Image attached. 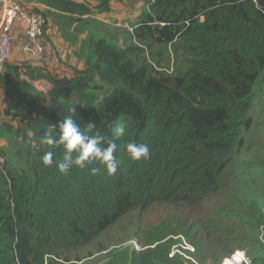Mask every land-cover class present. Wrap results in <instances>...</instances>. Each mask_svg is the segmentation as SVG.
I'll return each mask as SVG.
<instances>
[{
	"label": "trees",
	"instance_id": "1",
	"mask_svg": "<svg viewBox=\"0 0 264 264\" xmlns=\"http://www.w3.org/2000/svg\"><path fill=\"white\" fill-rule=\"evenodd\" d=\"M39 1L63 33L76 22L78 32L89 30L86 67L67 75L28 61L5 63L0 73L7 103L0 112V139L7 141L0 144V264L71 260L132 211L201 205L232 192L244 169L264 168L255 157L264 142L254 145L264 135V0H145L122 42L91 19L95 8L111 9L108 0ZM38 80L51 87L32 83ZM66 115L82 130L95 123L91 134L109 138L117 122L127 126L116 141L121 164L114 176L98 163L57 171L63 148L40 138ZM129 142L147 143L150 158L132 162ZM46 151L54 153L50 167L41 161ZM91 167L101 172L93 176ZM244 201L249 219L242 222L264 228V205ZM232 208L218 206L199 229L221 230ZM253 244L251 263L264 264V240ZM132 264L179 263L155 246Z\"/></svg>",
	"mask_w": 264,
	"mask_h": 264
},
{
	"label": "rangeland",
	"instance_id": "2",
	"mask_svg": "<svg viewBox=\"0 0 264 264\" xmlns=\"http://www.w3.org/2000/svg\"><path fill=\"white\" fill-rule=\"evenodd\" d=\"M96 1L98 4L99 0ZM108 1L109 4L112 3V0ZM139 2L140 0L126 1V6L129 9L127 17L118 15V11L121 9L118 8L117 3H114L113 7L117 8L115 12L105 13L103 16L96 11L91 19L96 20L94 24H105L103 26L108 28L111 34L122 39V33L132 29L130 23H133L136 14L143 10ZM110 8H112V4ZM54 23L59 25L63 32V27L57 22ZM70 28L66 26L64 30L67 31ZM113 28L115 30L111 31ZM101 34L110 38L109 33ZM43 44L45 45L44 39ZM6 63H15L12 55ZM57 68L61 69L60 66ZM42 87L49 89L51 85L45 82ZM263 136L262 131L257 134L258 141H254V145L259 141L264 142ZM255 157L258 158V164L263 165L264 148L256 149ZM257 169H244L241 172L243 177L232 190L238 196H235L230 190L224 189L220 195L216 194L207 202L197 206L183 203L178 205L157 204L146 210L132 211L113 224L87 248L77 254L75 252L69 254L71 260L62 258L59 260V264H132V259L139 253L148 251L155 246H162L169 258L176 259L179 264H219L218 261L223 253L232 251V255L238 250L244 251L247 261L252 264L249 252H253L254 242L259 243L264 240L262 239L264 230L261 227L259 230L254 229L253 231L248 226L249 224L242 222L243 218L249 219L243 217L246 205L242 204L245 203L244 198H246L247 200L259 199L264 205V168ZM218 206L233 207L230 217H227V222L225 217V222H222L219 231L210 229L209 233V231L200 230V223L204 224L208 220L207 225L211 224L209 220L214 219L213 214ZM192 224L194 225L192 226ZM207 234L212 237L211 240L207 239ZM239 255L234 262L238 261ZM234 262L228 260L226 264H234Z\"/></svg>",
	"mask_w": 264,
	"mask_h": 264
},
{
	"label": "clouds",
	"instance_id": "3",
	"mask_svg": "<svg viewBox=\"0 0 264 264\" xmlns=\"http://www.w3.org/2000/svg\"><path fill=\"white\" fill-rule=\"evenodd\" d=\"M133 29L134 26L132 25L130 31H133ZM42 65H45V63ZM70 111L75 112V109L73 108ZM95 128V123L89 121L82 130L72 115H66L56 125H51L44 132L40 138L42 145L58 146L64 150L62 159L56 165L57 171L60 174L67 175L74 166L82 170L88 169L89 165H93L94 163L101 165L109 177L117 173L121 161L115 155L117 152L116 141L126 134L127 126L124 123L117 122L115 127L112 128V138L99 133L91 134ZM124 148L126 155L132 162L150 158V148L147 143L129 142ZM53 155L52 151L44 152L41 157L43 166L50 167L53 164ZM100 172V167L90 168V173L93 176ZM262 239H264V236H262ZM238 254H240L239 256L246 255L244 251L238 250L230 257L225 258L221 264L226 263L228 260H235ZM234 264H240L239 259ZM244 264H246L245 261Z\"/></svg>",
	"mask_w": 264,
	"mask_h": 264
},
{
	"label": "crops",
	"instance_id": "4",
	"mask_svg": "<svg viewBox=\"0 0 264 264\" xmlns=\"http://www.w3.org/2000/svg\"><path fill=\"white\" fill-rule=\"evenodd\" d=\"M25 7L34 10L36 12L47 14V11H53L48 5L40 2L39 0H19ZM81 2H89L90 4L96 6V0H77ZM94 1V2H93ZM127 0H112L110 5L112 4V8L106 12H100V15L105 16V13L115 12L117 10L116 7H113L114 3L118 4V8L121 10L118 11V15L126 16L128 14V7L126 6ZM140 0L139 4L141 8L144 9L145 1ZM97 11L95 8L92 15ZM143 10H141L142 12ZM138 12L136 14V19L133 23H136L137 17L141 14ZM91 15V17H92ZM49 18V16H48ZM51 21V22H50ZM133 23H130L131 25ZM79 26V22H76L69 30L66 32H62L59 25L55 24L51 18H49V23L46 28V33L44 36V43L46 47V54L44 58V63L49 68L57 70V73H66L67 75H72L74 70L77 69H84L86 67V53H87V46L85 45L86 40L90 34L89 30H83L78 32L77 27ZM108 30V28H107ZM115 30L114 28L111 30ZM109 34H111L110 30ZM125 32V31H124ZM115 35V34H114ZM124 34H122L123 36ZM116 38V37H115ZM118 39V38H117ZM23 40L22 31L16 25L13 29V38H12V56L13 60L16 64H23L24 62L30 61V57L25 54L19 47V43ZM122 42L123 39H118ZM60 66L61 69L57 67ZM67 68V69H65ZM38 82V83H37ZM48 81L46 80H38L32 81V83L44 89V83ZM6 99L5 96L0 91V112L3 115L4 109L6 107ZM4 120H9L7 117L3 116ZM3 121V120H1ZM15 125L16 123L13 122ZM0 144L2 146L7 145V141L4 139H0Z\"/></svg>",
	"mask_w": 264,
	"mask_h": 264
},
{
	"label": "built area",
	"instance_id": "5",
	"mask_svg": "<svg viewBox=\"0 0 264 264\" xmlns=\"http://www.w3.org/2000/svg\"><path fill=\"white\" fill-rule=\"evenodd\" d=\"M48 23L44 14L26 8L19 0H0V73H3L5 63L11 57L13 29L16 25L23 34L20 49L34 64H44L46 48L43 38ZM244 261L248 264L243 254L239 256V263L244 264Z\"/></svg>",
	"mask_w": 264,
	"mask_h": 264
},
{
	"label": "bare ground",
	"instance_id": "6",
	"mask_svg": "<svg viewBox=\"0 0 264 264\" xmlns=\"http://www.w3.org/2000/svg\"><path fill=\"white\" fill-rule=\"evenodd\" d=\"M231 261H233V262H234V260H231Z\"/></svg>",
	"mask_w": 264,
	"mask_h": 264
}]
</instances>
